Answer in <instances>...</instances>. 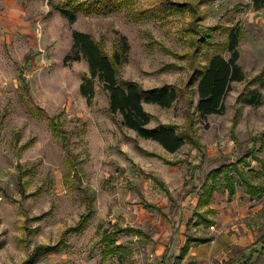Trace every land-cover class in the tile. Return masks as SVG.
<instances>
[{
    "label": "rangeland",
    "instance_id": "obj_1",
    "mask_svg": "<svg viewBox=\"0 0 264 264\" xmlns=\"http://www.w3.org/2000/svg\"><path fill=\"white\" fill-rule=\"evenodd\" d=\"M67 2L0 0V264H264V150L240 165L262 191L252 195L238 184L229 198L219 175L211 204L216 225L195 224L207 173L236 162L264 134V7L255 9L252 0H132L120 11L80 10L70 20L61 11ZM234 27L244 80L232 82L223 112L201 117L190 79L215 49L229 57ZM74 30L125 58L120 79L176 87L171 107H144L150 126L173 124L186 137L174 155L165 154L180 159L178 167L139 149V136L110 112L101 82L90 102L81 94L89 67L72 58ZM204 34L205 45L198 44ZM52 122L68 132L66 147ZM190 136L203 147L193 148ZM86 193L94 213L82 230L70 231L86 212ZM115 225L127 230L109 246L104 230ZM183 235L215 241L182 259Z\"/></svg>",
    "mask_w": 264,
    "mask_h": 264
},
{
    "label": "trees",
    "instance_id": "obj_2",
    "mask_svg": "<svg viewBox=\"0 0 264 264\" xmlns=\"http://www.w3.org/2000/svg\"><path fill=\"white\" fill-rule=\"evenodd\" d=\"M132 0H85L74 4L72 0H68L65 7L61 9L62 13L70 20H74L80 10L85 12H95L97 14H109L114 11L122 10ZM200 1V0H199ZM251 5L255 9L264 7V0H252ZM70 8H67L69 7ZM164 11V10H163ZM216 30L217 27L212 28ZM211 36V34H209ZM240 37V30L238 28H230L227 35L226 50L230 53L226 58L222 52L215 49L209 57L208 63L201 69H197L191 77L189 85H196L198 94V101L196 110L201 117L210 114L221 113L225 109V98L231 89V84L234 81L244 80V71L239 64L240 52L238 49ZM73 39V59L86 60L89 73L84 75L80 84V92L87 99L88 102L92 100L95 95V81L102 83L103 89L108 94L110 112L120 114L121 124L132 129L139 137L145 139H152L160 143L168 152L174 153L178 151L186 141V137L177 131V127L173 124L162 123L155 127H150L152 115L148 112L144 104H157L164 108L171 107L177 100L179 94L178 90L172 84H163L145 88L136 80H122L119 78V64L125 58L119 52H115L110 56L102 48L100 43L90 33L74 30L72 32ZM205 34L200 38L198 44L205 45ZM54 129H57L62 134L64 147L69 142V134L64 130L59 122H52ZM190 142L193 148L200 149L203 147L201 142L190 136ZM252 146L248 148L247 152L241 156L236 162H229L212 169L205 176L201 186L199 187L198 203L196 206L195 215H197L196 225L211 226L215 223L213 218L214 208L211 202L213 194L217 188L215 182L219 175L223 177V185L228 191V197L232 198L237 190L238 184L246 186L247 191L252 195H257L262 191V187L255 185L250 181L246 172L240 168L243 163L246 166L250 165L249 157L259 159L257 154L264 150V134L259 138L251 140ZM258 145V146H257ZM139 147V146H138ZM142 151L149 155L158 156L166 163L177 164V161H170L154 152L147 151L139 147ZM152 178L165 192L171 197L170 191L166 184L158 177L150 174ZM238 177V178H237ZM87 194L86 212L80 216L77 224L73 225L70 231L78 232L82 230L92 217L94 199ZM148 207H155L153 204H146ZM113 231L104 230L102 242L107 241L108 245L116 243V236L123 233L127 228L114 226ZM211 237H194L188 235L186 244L181 250L183 256L189 249L193 242H207ZM51 250L54 249V246ZM119 246H114L112 249L118 250ZM112 250L110 252H112ZM261 252H264V243L262 244Z\"/></svg>",
    "mask_w": 264,
    "mask_h": 264
},
{
    "label": "crops",
    "instance_id": "obj_3",
    "mask_svg": "<svg viewBox=\"0 0 264 264\" xmlns=\"http://www.w3.org/2000/svg\"><path fill=\"white\" fill-rule=\"evenodd\" d=\"M151 104V103H150ZM151 105H153V104H151ZM152 121V120H151ZM151 125V123L149 124V126ZM156 125H154V126H150V127H155ZM136 133V132H135ZM138 146L139 147H142L143 149H145V150H147V151H150V152H154V153H159L158 155H160V156H162L163 158H165L166 157V155L165 154H172V155H174V153H171V152H168L160 143H158L157 141H155V140H152V139H145V138H142V137H139L138 138ZM147 141V145H151V147H149V146H142L141 144H140V142L142 143V141ZM144 141V142H145ZM140 149V148H139ZM167 152V153H166ZM162 153V154H161ZM164 154V155H163ZM155 157H158V156H155ZM168 160H170V161H177V160H179V162L177 163V164H169V163H166L165 161H164V163L165 164H168V165H171L173 168L174 167H178V165H180V163L182 162L180 159H173V160H171V159H169L168 158ZM163 181V180H162ZM164 182V181H163ZM165 183V182H164ZM166 184V183H165ZM167 186V185H166ZM167 188H168V186H167ZM169 189V188H168ZM165 191V190H164ZM169 191H170V189H169ZM166 193V192H165ZM167 194V193H166ZM170 194H171V199H172V193H171V191H170ZM214 195V194H213ZM198 199H199V197L197 198V200L195 201V205L197 206V203H198ZM214 199V198H213ZM213 201V200H212ZM146 204H153L155 207H148V206H146ZM211 204H212V202H211ZM195 206V207H196ZM212 208H214L212 205H210ZM144 207L145 208H147V209H155V210H157V211H159V212H162L163 213V210H162V208L157 204V203H153V202H150V201H145L144 202ZM214 210H215V208H214ZM164 215V214H163ZM213 218H214V216H213ZM214 220H215V218H214ZM188 225V224H187ZM186 224L185 225H183V226H187ZM214 225H216L215 223L213 224V225H211V226H209V227H212V226H214ZM199 226V225H198ZM204 226V225H203ZM122 228H124V227H122ZM125 228H127V227H125ZM139 230V229H138ZM142 231V230H141ZM143 233H145L146 234V237H147V239H149V240H151L152 239V237H150V236H148L147 235V233L146 232H144L143 231ZM187 237H188V235L186 236H184L183 235V241H182V246H181V249H180V254H179V258H184L190 251H192L194 248H197V245H199V246H204V245H207L208 243H213L214 241H215V239L212 237V236H204V237H211V240L210 241H207V242H193V243H191V245H190V247H189V249H188V251L183 255V256H181V250H182V248H183V246L186 244V241H187ZM194 237H200V236H194ZM196 245V246H195ZM215 245H217V244H215ZM214 252H217V247L216 246H214Z\"/></svg>",
    "mask_w": 264,
    "mask_h": 264
}]
</instances>
